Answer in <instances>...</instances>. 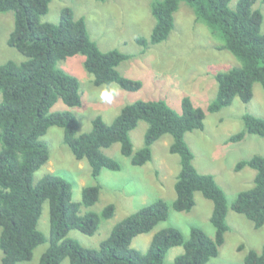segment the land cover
<instances>
[{
    "label": "trees",
    "instance_id": "1",
    "mask_svg": "<svg viewBox=\"0 0 264 264\" xmlns=\"http://www.w3.org/2000/svg\"><path fill=\"white\" fill-rule=\"evenodd\" d=\"M182 1L222 41L218 48L229 50L239 61V65L216 73L217 94L207 110L216 112L230 105L235 96L249 102L254 82L264 89V29L262 13L253 7L257 0H236L234 5L231 0H154L150 5L154 23L149 36L135 37L140 52L168 38L174 27V12ZM49 2L0 0V12L13 14L7 45L25 56L21 62L9 59L0 64L1 264L29 260L34 248L44 241L37 227L44 201L48 202L49 245L38 264H60L65 257L70 264H163L168 249L176 245L183 250L172 264H207L217 255L228 225L223 190L211 174L195 168L193 153L184 138L187 131L203 129V108L194 105L189 96L181 99V112L163 99H137L124 104L111 122L96 114L91 119V129L78 133L73 112L63 108L52 110L57 101L67 107L81 105L79 79L58 67V61L83 55V67L92 74L95 86L114 82L124 90L134 91L142 82L122 75L117 68L131 54L116 48L101 50L90 38L84 17H75L71 8L61 9L57 23L41 21ZM241 118L243 128L227 141H239L246 133L264 137L263 117L244 113ZM140 120L147 123L143 144L133 151L129 132ZM50 126L62 128L63 144L77 160H86L95 180L102 168L121 167L102 148L118 142L122 155L129 157L133 165H142L152 157L151 144L163 134H170L168 150L179 158L175 198L170 204L157 198L123 217L97 248L67 237L70 229L92 235L102 220L113 215L114 204L107 203L100 212L81 213V205L90 206L98 200V182L82 188L80 201L72 200L70 183L61 176L47 173L33 182L34 172L49 157L47 145L40 137ZM244 166L255 170L253 184L236 194L231 208L257 228L264 223V155L253 154L239 160L234 169ZM196 191L212 201L209 219L214 227L213 237L195 225L190 226L188 237L177 227L167 226L153 233L145 251L131 246L134 236L150 231L167 218L170 206L176 211H189L195 204ZM244 263L264 264V244L259 252L249 250Z\"/></svg>",
    "mask_w": 264,
    "mask_h": 264
},
{
    "label": "rangeland",
    "instance_id": "2",
    "mask_svg": "<svg viewBox=\"0 0 264 264\" xmlns=\"http://www.w3.org/2000/svg\"><path fill=\"white\" fill-rule=\"evenodd\" d=\"M154 0H50L48 10L41 21L57 23L63 7L72 9L74 16L85 19L90 38L105 51L116 48L131 54L118 65L122 75L139 79L142 85L134 91H127L116 83L95 86L92 74L82 64L83 55L75 54L60 60L57 66L75 75L80 81L81 105L67 107L57 101L52 110L69 109L78 120V133L91 129V119L100 114L104 121L111 122L121 107L137 99H163L173 109L181 112V99L189 96L193 104L204 111L203 129L187 131L184 138L193 153V165L201 173L211 174L223 190L227 202L226 223L228 229L216 256L207 264H245L244 257L249 250L260 251L264 244V223L255 228L243 214L231 208L236 194L250 188L255 170L244 166L235 170L237 161L253 154L264 155V137L246 133L235 142L227 141L231 134L243 128L241 116L249 113L264 118V89L259 82L253 84V95L249 102H242L237 96L228 106L216 112L207 106L217 94V72L239 65L238 59L226 49L218 48L222 41L214 36L205 23L197 20L193 10L185 2H180L174 12V27L166 40L149 45L143 52L135 42L136 36L148 37L154 23L150 5ZM236 0H231L234 5ZM262 13L261 29H264V0L253 4ZM13 29L11 11L0 12V64L6 60L21 62L25 56L7 45V38ZM108 92L110 102L100 97ZM1 99V95H0ZM147 123L143 120L130 130L133 151L143 144V134ZM63 131L59 126H50L40 137L49 151L47 161L33 174L36 183L43 175L53 173L70 183L71 198L80 201L82 188L98 182V200L80 207V212L89 210L100 212L107 204H114L113 215L102 220L92 235L70 229L67 237L78 240L83 246L97 248L106 238L113 225L149 202L162 198L169 204L175 198L174 182L179 171V158L168 150L170 134H163L151 144L152 157L142 165H133L130 158L120 153L118 142L101 150L120 163L119 170L102 168L95 180L90 175L86 160H77L62 142ZM195 204L189 211H176L171 206L166 219L159 221L150 231L132 238L131 246L145 251L155 231L167 227H177L184 237L195 225L213 237L214 227L210 222L212 201L200 192L194 193ZM38 229L44 241L37 245L29 260L16 264H38L42 252L49 245L48 202L42 204L38 219ZM182 246L170 247L163 264H172L175 256L182 252ZM2 251L0 249V258ZM1 264V260H0ZM60 264H70L68 257Z\"/></svg>",
    "mask_w": 264,
    "mask_h": 264
},
{
    "label": "clouds",
    "instance_id": "3",
    "mask_svg": "<svg viewBox=\"0 0 264 264\" xmlns=\"http://www.w3.org/2000/svg\"><path fill=\"white\" fill-rule=\"evenodd\" d=\"M101 100L104 102H110L111 101V95L108 92H105L101 97Z\"/></svg>",
    "mask_w": 264,
    "mask_h": 264
}]
</instances>
